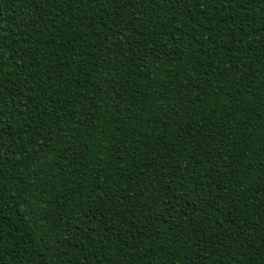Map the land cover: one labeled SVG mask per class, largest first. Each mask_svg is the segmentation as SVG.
Segmentation results:
<instances>
[{
	"label": "trees",
	"instance_id": "1",
	"mask_svg": "<svg viewBox=\"0 0 264 264\" xmlns=\"http://www.w3.org/2000/svg\"><path fill=\"white\" fill-rule=\"evenodd\" d=\"M0 264H264V0H0Z\"/></svg>",
	"mask_w": 264,
	"mask_h": 264
}]
</instances>
